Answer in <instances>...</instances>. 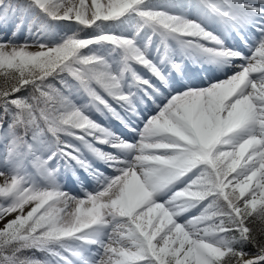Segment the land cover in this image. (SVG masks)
Returning <instances> with one entry per match:
<instances>
[{
	"label": "snow or ice",
	"instance_id": "snow-or-ice-1",
	"mask_svg": "<svg viewBox=\"0 0 264 264\" xmlns=\"http://www.w3.org/2000/svg\"><path fill=\"white\" fill-rule=\"evenodd\" d=\"M0 264H264V0H0Z\"/></svg>",
	"mask_w": 264,
	"mask_h": 264
},
{
	"label": "rangeland",
	"instance_id": "rangeland-1",
	"mask_svg": "<svg viewBox=\"0 0 264 264\" xmlns=\"http://www.w3.org/2000/svg\"><path fill=\"white\" fill-rule=\"evenodd\" d=\"M25 36H26V35L19 36V39L22 41V40L25 38ZM26 37H27V36H26ZM108 126L111 127V128H113V130L116 129V127H113V125H108ZM120 131H121V129L119 128V129H118V132H120ZM97 147H101V148H102L103 150H105V151L110 150L109 147L106 146V145H99V144H97Z\"/></svg>",
	"mask_w": 264,
	"mask_h": 264
}]
</instances>
